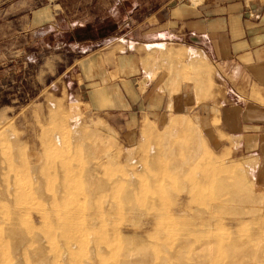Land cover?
<instances>
[{
    "label": "rangeland",
    "instance_id": "1",
    "mask_svg": "<svg viewBox=\"0 0 264 264\" xmlns=\"http://www.w3.org/2000/svg\"><path fill=\"white\" fill-rule=\"evenodd\" d=\"M117 2L66 0L62 32L0 43V264H123L128 255L151 258L142 264H264V182L254 160L232 156L230 140L213 133L204 56L165 49L147 62L151 50L141 83L129 43L121 51L130 60L110 78L86 62L106 41L66 42L88 20L126 18L129 31L166 0Z\"/></svg>",
    "mask_w": 264,
    "mask_h": 264
},
{
    "label": "crops",
    "instance_id": "2",
    "mask_svg": "<svg viewBox=\"0 0 264 264\" xmlns=\"http://www.w3.org/2000/svg\"><path fill=\"white\" fill-rule=\"evenodd\" d=\"M65 2L0 0V43L8 44L31 33L45 38L48 28L62 32L60 23ZM181 2L166 0L129 31L126 18L113 17L98 24L88 20L87 24L73 27L66 42L106 41L108 44L104 42L91 51L86 62L106 70L110 78L121 76V64L130 60L132 55L121 51L129 43L128 47L134 48V66L138 70L135 76H140L141 83L147 78L143 75L142 59L154 47L182 50L189 56L191 52L203 55L211 68L214 85L211 96L206 99V105L213 110L207 117L218 120L213 133L230 140L225 148L232 151V156L254 160L257 163L253 167L255 180L264 182V4L255 0H208L192 8ZM91 4L87 2L88 6ZM124 4L125 0L116 3ZM132 34L134 38L127 40ZM187 37L197 46L188 45ZM99 77L93 73L92 81L89 80L96 89L103 86L97 82ZM186 84H183V101L190 100L185 97L191 94L185 91ZM153 95L161 96L162 101L169 100L168 93L159 89Z\"/></svg>",
    "mask_w": 264,
    "mask_h": 264
},
{
    "label": "bare ground",
    "instance_id": "3",
    "mask_svg": "<svg viewBox=\"0 0 264 264\" xmlns=\"http://www.w3.org/2000/svg\"><path fill=\"white\" fill-rule=\"evenodd\" d=\"M198 2H199V0H192V3H194V5H198ZM201 2V1H200ZM163 50H165V49H163V48H161L160 46H157V47H155V48H153L152 49V55H153V57L151 58V59H148L147 60V62H149V61H151V60H153V59H155V58H157V57H159V56H162L163 55V53H162V51ZM164 55H167L168 57L169 56H171L170 54H169V52H166V54H164ZM194 62H196V61H194ZM197 63V62H196ZM183 118V117H182ZM181 118V119H182ZM184 126V122L183 121H180V120H178V121H175V120H172V128L173 129H175V130H178V129H180V128H182ZM175 130H174V132H175ZM80 131V130H79ZM95 133H100L101 131H100V128H95L94 130H93ZM83 132V131H82ZM146 132V131H145ZM102 133V132H101ZM79 134H81V133H79ZM173 134V133H172ZM94 176V175H93ZM97 176V178H98V175H96L95 174V176L94 177H96ZM91 179L90 180H94L95 181V179H97V178H94V179H92V175H91V177H90ZM98 180V179H97ZM93 182V181H92ZM95 185H97V183L96 184H94V187L93 188H95ZM102 188L105 190V188H107L105 185L104 186H102ZM130 194V193H129ZM131 196V195H130ZM128 197H129V195H128ZM19 239H20V243L21 244H24V240H25V238H24V236L23 235H19ZM19 245V244H18ZM232 248V247H231ZM235 251V249H233V252ZM237 251V250H236ZM235 253V252H234ZM127 256V255H126ZM144 257V256H143ZM142 257V261H144V263L147 261V258H146V256L143 258ZM149 257H150V255H149ZM146 259V260H145ZM148 259H150L151 260V258H148ZM141 260V259H140ZM139 259L137 260V259H135V258H133L131 255H128L125 259H124V261L122 262L123 264H142V261H140ZM149 260V261H150ZM203 262V261H202ZM202 262L200 261L199 262V264H202ZM198 263V262H197Z\"/></svg>",
    "mask_w": 264,
    "mask_h": 264
},
{
    "label": "water",
    "instance_id": "4",
    "mask_svg": "<svg viewBox=\"0 0 264 264\" xmlns=\"http://www.w3.org/2000/svg\"><path fill=\"white\" fill-rule=\"evenodd\" d=\"M194 40H196V39H194Z\"/></svg>",
    "mask_w": 264,
    "mask_h": 264
}]
</instances>
